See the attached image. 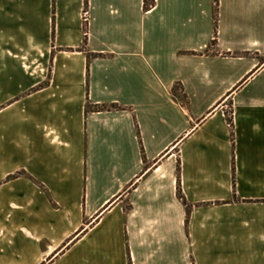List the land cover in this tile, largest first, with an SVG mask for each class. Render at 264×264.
I'll return each instance as SVG.
<instances>
[{
	"label": "crops",
	"instance_id": "obj_1",
	"mask_svg": "<svg viewBox=\"0 0 264 264\" xmlns=\"http://www.w3.org/2000/svg\"><path fill=\"white\" fill-rule=\"evenodd\" d=\"M0 264H264V0H0Z\"/></svg>",
	"mask_w": 264,
	"mask_h": 264
},
{
	"label": "trees",
	"instance_id": "obj_2",
	"mask_svg": "<svg viewBox=\"0 0 264 264\" xmlns=\"http://www.w3.org/2000/svg\"><path fill=\"white\" fill-rule=\"evenodd\" d=\"M214 1H215V3L217 2V0H214ZM213 18H214V24H215V28H216V7L214 8ZM215 32H216V29H215ZM214 41L215 40H213L212 43H214ZM175 90H176V86H174V88H173V91H175ZM86 105L88 107L91 104L89 102H87ZM112 107L115 108L116 105H112ZM95 108L98 109V110H103V109L106 108V106H104V105H102V106H96ZM226 119H227L228 124L230 126H232V116H231V112H227ZM177 170L179 171V166L177 167ZM178 182H179V179H178ZM178 196L184 201V198H183V196L181 194V190H180V187L179 186H178Z\"/></svg>",
	"mask_w": 264,
	"mask_h": 264
},
{
	"label": "built area",
	"instance_id": "obj_3",
	"mask_svg": "<svg viewBox=\"0 0 264 264\" xmlns=\"http://www.w3.org/2000/svg\"><path fill=\"white\" fill-rule=\"evenodd\" d=\"M84 19H85V22L88 21V14L87 13H84Z\"/></svg>",
	"mask_w": 264,
	"mask_h": 264
}]
</instances>
